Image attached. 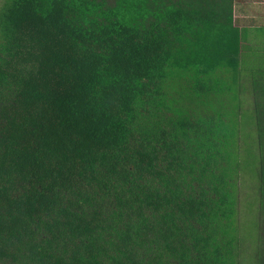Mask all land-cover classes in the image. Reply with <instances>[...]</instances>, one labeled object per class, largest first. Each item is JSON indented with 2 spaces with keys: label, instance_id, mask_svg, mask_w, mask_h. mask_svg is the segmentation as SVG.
I'll return each instance as SVG.
<instances>
[{
  "label": "trees",
  "instance_id": "16d2710c",
  "mask_svg": "<svg viewBox=\"0 0 264 264\" xmlns=\"http://www.w3.org/2000/svg\"><path fill=\"white\" fill-rule=\"evenodd\" d=\"M233 4L3 0L0 264H264V46Z\"/></svg>",
  "mask_w": 264,
  "mask_h": 264
},
{
  "label": "crops",
  "instance_id": "0c3cea01",
  "mask_svg": "<svg viewBox=\"0 0 264 264\" xmlns=\"http://www.w3.org/2000/svg\"><path fill=\"white\" fill-rule=\"evenodd\" d=\"M235 26L243 33L251 47L264 46V0H234ZM250 59V58H249ZM248 61L251 62V59Z\"/></svg>",
  "mask_w": 264,
  "mask_h": 264
},
{
  "label": "rangeland",
  "instance_id": "374dc122",
  "mask_svg": "<svg viewBox=\"0 0 264 264\" xmlns=\"http://www.w3.org/2000/svg\"><path fill=\"white\" fill-rule=\"evenodd\" d=\"M3 3V0H0V6H1V4ZM249 139V138H248ZM246 137H243L241 140H240V145L242 146V147H246V143H248L249 142V140H248ZM250 143V142H249ZM248 143V144H249ZM249 176H247V178H248ZM249 185V183L246 185V186H244L243 184H241L240 185V190H241V192H240V204H241V208L243 209V212H249L248 211V207H249V205L250 204H248L246 201L247 200H249V199H247V196H246V194H250V185ZM248 214V213H247ZM246 216V215H245Z\"/></svg>",
  "mask_w": 264,
  "mask_h": 264
}]
</instances>
